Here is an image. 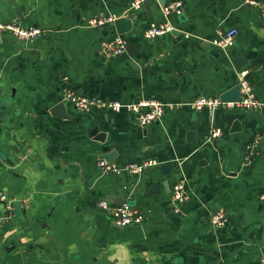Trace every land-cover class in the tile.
Returning <instances> with one entry per match:
<instances>
[{
    "label": "crops",
    "instance_id": "crops-1",
    "mask_svg": "<svg viewBox=\"0 0 264 264\" xmlns=\"http://www.w3.org/2000/svg\"><path fill=\"white\" fill-rule=\"evenodd\" d=\"M9 1L0 0V23L44 31L31 41L8 32L0 36V196L6 197L0 198V214L7 215L0 264H261L264 143L248 163L244 149L264 127V114L190 105L238 83L230 63L238 55L246 59L241 70L264 104L258 7L244 0H164L182 2L181 14L164 15L159 2L150 0L147 15L143 7L130 8L133 0ZM100 14L131 19L122 36L133 49L111 58L100 54L101 43L117 34L110 23L86 25ZM165 19L172 31L143 37L150 21ZM229 28L237 34L223 57L210 41ZM64 87L123 103L157 99L180 106L146 127L125 109L80 112L67 104L66 117H58L51 110ZM234 120L240 130H230ZM212 127L223 133L208 141ZM109 153L119 164H158L141 174L101 173L97 162ZM166 162L173 163L168 175L160 168ZM181 179L187 199L175 212L170 193ZM103 198L129 202L144 220L117 225L98 207ZM217 208L227 220L214 228L208 219Z\"/></svg>",
    "mask_w": 264,
    "mask_h": 264
},
{
    "label": "built area",
    "instance_id": "built-area-1",
    "mask_svg": "<svg viewBox=\"0 0 264 264\" xmlns=\"http://www.w3.org/2000/svg\"><path fill=\"white\" fill-rule=\"evenodd\" d=\"M143 0H133L130 8L136 10L142 7ZM249 5H256L258 7V14L264 22V5L253 0H244ZM162 12L164 15L174 13L176 15L182 12V2L172 1L162 6ZM115 17L97 15L91 17L86 25L89 27H98L108 23H111ZM173 30V26L167 19L162 21H150L143 31V37L148 40H153L156 37ZM43 29L37 26H21L17 22L0 23V36L5 32L13 35L16 39L31 41L38 35L43 33ZM237 30L235 28H229L225 30L219 37H216L210 41V43L221 51H226L234 43ZM187 36V34H185ZM126 41L121 34H115L111 39L103 41L100 46L101 55L104 58L114 57L125 50ZM239 83V99L237 102H221L218 97H197L191 103V107L195 110H201L206 108L209 111H213L219 106L227 107H239L246 110H260L264 104L257 99L253 87L247 77V71H240L238 76ZM61 101L65 105H70L76 111H89L93 108L107 109L110 111H120L125 109L131 119L140 126L146 127L151 123L159 121L164 112L167 110H174L180 106L179 103H164L157 99H144L137 103L128 102L123 103L118 100H106L96 95L78 93L72 88L64 87L61 91ZM223 131L218 127H212L210 129L207 140L214 141L216 138L222 135ZM264 139V127L257 132L253 138L245 145L244 149V162L248 163L253 160L257 154V147L259 141ZM158 162L155 159H143L140 161H129L123 164L116 162H109L103 158H100L97 162L101 173L120 174L122 172H128L133 174H141L151 166L157 165ZM1 200H6L4 194L0 196ZM260 198L264 199V193L260 194ZM187 199L186 182L181 179L174 183L170 193L171 207L175 212L180 211V206ZM7 202V201H6ZM9 203V204H8ZM98 207L102 208L108 216L119 226H126L131 224H140L145 215L142 211L132 206L129 202H119L111 204L108 199H100L97 202ZM7 210H10L11 202H7L5 205ZM7 219V215L0 214V228L3 226ZM227 220L226 211L223 208H217L209 215V223L212 227H221ZM220 264V263H212ZM261 264H264V258L261 259Z\"/></svg>",
    "mask_w": 264,
    "mask_h": 264
},
{
    "label": "water",
    "instance_id": "water-1",
    "mask_svg": "<svg viewBox=\"0 0 264 264\" xmlns=\"http://www.w3.org/2000/svg\"><path fill=\"white\" fill-rule=\"evenodd\" d=\"M159 2V4L161 6L164 5V0H157ZM9 4L12 5L13 1L10 0ZM142 7L144 8V10L146 11L147 15H150V0H143L142 1ZM15 15L16 18H20L21 17V9L20 7H16L15 9ZM114 29L115 32L117 34H126L127 32H129L131 30V24L132 21L129 17L126 16H120V17H116L113 19V21L110 23ZM134 46L133 45H125V51L129 52L130 49H133ZM218 55H221L223 57L226 56V53L224 51H221L219 53H217ZM230 63L233 66V68L240 72L241 67L246 63V59L241 56L238 55L236 57H233L230 59ZM218 98L220 99L221 102L227 103V102H237L239 99V83L235 84L234 86L230 87L229 89H227L226 91L220 93L218 95ZM262 113L264 114V106L261 108ZM51 112L55 115H57L58 117H66V108H65V104L61 101L59 102L57 105H55ZM231 131H237L240 130V123L238 120H234L232 125H231ZM189 135H191V133H189ZM103 135L101 134L100 137H102ZM260 143H264V139H262L261 141H259ZM18 153V152H16ZM114 154H104L102 156L103 159H105L106 161L111 162L112 161V157ZM15 158L17 157V154H15ZM11 162V161H10ZM12 164V162H11ZM173 167V163L171 162H166V163H160V168L163 174L168 175L171 171ZM109 198H112L111 195ZM121 202H125L123 199Z\"/></svg>",
    "mask_w": 264,
    "mask_h": 264
}]
</instances>
